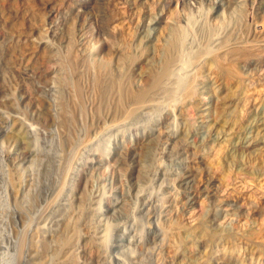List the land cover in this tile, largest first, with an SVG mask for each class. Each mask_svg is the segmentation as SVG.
<instances>
[{"label": "rangeland", "instance_id": "rangeland-1", "mask_svg": "<svg viewBox=\"0 0 264 264\" xmlns=\"http://www.w3.org/2000/svg\"><path fill=\"white\" fill-rule=\"evenodd\" d=\"M178 30L188 63L172 98L162 80ZM42 40L64 73H50ZM104 66L115 93L100 105ZM27 94L68 121L31 118ZM0 97L24 122L2 124L33 169L35 213L51 228L80 214L77 264H264V0H0ZM1 223L4 264L16 239Z\"/></svg>", "mask_w": 264, "mask_h": 264}, {"label": "bare ground", "instance_id": "bare-ground-1", "mask_svg": "<svg viewBox=\"0 0 264 264\" xmlns=\"http://www.w3.org/2000/svg\"><path fill=\"white\" fill-rule=\"evenodd\" d=\"M178 31L179 32H177L176 37H175L176 38L175 39L176 43H175V47L173 49V56H172V59H170L171 62L169 60L170 63L167 64L168 66L166 67L165 75L163 76L164 79L162 80L163 77H161L162 85L165 82L166 83L168 82L167 85H170V88H171V89L168 88L166 91H164L165 94L167 93L168 96L170 95V96H172V98L176 96L177 91H178V89L180 87L183 88L182 84H184L183 82L185 81L184 80L185 77H183V75H182L183 74L182 71L184 69L183 65L188 63V61L186 60V57L188 59V55L186 56L184 51L182 50V45H184V43L187 42L186 40H184L185 39L184 37H185L186 34L183 33L182 30H178ZM45 42H46L45 40L44 41L42 40L41 43L45 47L49 48L48 50L51 52L53 60L56 61L57 65H58L50 73L51 74L52 73L53 74H57L58 72L64 73V69L62 68V67H64L63 66V64H64L63 60L59 56H55L53 49L48 47V44L45 43ZM83 61H84L83 63H82V61L78 62V68L81 71L80 78H82L85 75V72H87V71L89 72L91 70L90 69V67H91L90 63L86 64L88 60L85 62V58H84ZM186 61H187V63H186ZM76 63H77V61H76ZM185 66L186 65H184V67ZM98 73H99V79L97 81H98V86H99L100 93L102 94L100 100L98 101L99 104H100V102H103L104 99H105L104 101H106L108 99V97H110L111 95H113L115 93V92H112V90H111V86L114 84L115 80H114L113 76L111 75L110 69L108 67L104 66V68L100 69ZM140 78L143 80V82L146 83V85L153 84V83H151L152 80L150 79L152 77L149 78V76L146 77V76H144L142 74L140 76ZM166 83L164 84L165 86H166ZM182 88H181V91H182ZM67 90L69 92L72 91L71 88H69ZM43 91L44 92L48 91L50 95H55L56 94L55 93L56 87L53 86V85H48L47 87L43 88ZM119 93H121V92L119 91ZM32 96L30 94L26 95V101H28V103L32 105L31 108L33 109V112L29 115L31 118L37 120L38 122H40L42 124H47L48 122H51V123L52 122H56V123H58L59 120H61V118L64 119V120L68 119V117L65 114V112H61V118H60L59 112L50 109V107H48L49 105H47L45 103H43L41 105V102L38 101L35 98H32ZM9 100H10L9 98H4V97L1 98L0 97L1 104L3 103L4 107L6 105L4 103H7ZM99 104H98V106H100L101 104H104V103H101L100 105ZM10 106H13V104L11 102H10ZM15 107H14L13 110H16ZM102 107H103V105H102ZM10 108H13V107H10ZM19 111H21V110H19ZM6 112H9V111L6 110ZM6 112L4 110H2V108H0V221L1 222L6 221V223L9 222V224L11 225L12 231L9 234L10 237L7 238V242L10 240L12 235H13V238L16 239V241L12 242V243H14V246L16 247L15 248L13 246L16 249V255L12 256V258L10 257V259H12V260H8V261L9 262L13 261L14 264H77L76 261H78V260L77 259L74 260L75 256L74 257L71 256V253L69 254L67 249H69L68 247H70L74 243V241H73L74 239H75L74 245L76 244V241L79 240L77 238V237H79V236H77V234H79V233H77L78 231L76 232V230H75L76 228L74 229V226H75L74 223L76 222L77 219H81V218H78V217L75 218L76 217L75 215L80 216V214L78 215V214H75L74 212H71L72 210L69 207H68L69 209L65 208L66 210H65V212H63V217L62 218L60 217L61 219L59 220V226L57 225L58 227L54 228L51 225L52 226V228H51V227L46 226V225H49V223L46 224V222H48L47 219H45V220H47V221H45V220L42 219L43 217L40 216V213L38 214V212H37L38 215L35 213V211L32 208L33 206H31L33 204L32 203L33 194H35L34 190H33V187H35V186H33V183H35V182H33V178L30 175V174H32V170L33 169L31 170V173H28V174L26 173L27 171H25L24 168H23L24 167V164H23L24 162H22L23 166L20 163V161H24V160H20L21 158L23 159V156L22 157L19 156L18 151L14 150L15 148L14 149L11 148V143L9 145L8 142H10V140L7 141L8 134H9V133H7V127L5 129V126H3V124H2L3 121H5V122L7 121V123H11V125L13 123H17V124L20 125V124H23L24 122H22V120L19 118L20 116L19 117L16 116L18 111L16 112V114L14 113L15 115H12L13 113L11 114V112L10 113H6ZM22 114H23V112H22ZM23 120L26 121V119H23ZM29 123H28V125H29ZM5 125H8V124H5ZM11 125L9 124L8 126H11ZM28 125L27 126L24 125V127H26V129H27V128H29ZM32 125H31L30 128H32L34 126V125L33 126ZM20 127H21V125H20ZM34 128L36 129V127H34ZM34 128L31 129V130H34ZM109 128H111V127H109ZM10 129H11V127H10ZM24 131H25V129H24ZM153 136H156V134L155 135L153 134ZM63 137H65V135ZM65 138H67V137H65ZM148 139H150V138H148ZM6 142H7V144H6ZM33 143L37 144L35 142H33ZM31 144L32 143H30V144L28 143L27 145H24V147H23V145L21 146L22 148L26 147L25 148L26 151H23V152L25 154L27 153V155H29V156H31V152L33 154V150H34V153H36L38 151L36 149L37 146L35 145V147H34V144H32V145ZM33 148H35V149H33ZM103 151H105L104 153H106L105 149ZM20 153H21V151H20ZM97 153H99V152H97ZM104 153L102 152L100 154L101 156L97 155L98 156L97 157L98 160L103 159ZM25 154H23V155H25ZM102 154H103V156H102ZM95 155H96V153H95ZM36 157H37V155H36ZM24 158H25V156H24ZM31 158H32V156H31ZM43 158H45V157H43ZM28 160H31V159H28ZM69 160L71 161V159H69ZM104 162H105V160L102 163H104ZM29 169H31V167ZM38 173L36 172V174H38ZM69 175L67 174V176H69ZM117 177L121 178V177H119V175ZM63 178L65 180H67V182H69L68 179H66L65 177H63ZM63 180H62V183L64 185L67 182L64 180L65 181V183H64ZM85 186H83V187H85ZM61 187H63V186H61ZM61 190H62V188H59V191H61ZM63 190H64V188H63ZM62 192H64V191H62ZM59 195H61V194H59ZM98 202L100 203L99 200H98ZM96 207L98 208L99 205L96 206ZM99 209H100V207H99ZM95 211H97V210H95ZM79 213L82 214L83 212L81 211ZM95 213H98V212H95ZM82 215H81V217H82ZM43 216H45L47 218L49 217V215L46 216V214H44ZM74 219H75V222L72 221ZM1 222H0V225L2 224ZM77 222H78V220H77ZM99 225H100V223H99ZM54 226H55V224H54ZM0 227H2V226H0ZM75 227H77V225ZM99 228H98L99 232L97 230H96L97 231L96 233L94 232L95 235L97 236V237L94 236V238L99 240V242H98L99 245H102V244L104 245L105 242H106L107 237L109 236V229L110 228L107 225H105V224H103L102 226H99ZM93 241H94V239H93ZM4 242H6V240L4 238V235L2 234V239H0V248L1 249L4 248V247H6V248L9 247L7 245V243L5 244ZM96 243H97V241H96ZM105 247L106 246L104 245V247L102 246L101 249H103V248L105 249ZM70 251H72V249ZM105 253L106 252L102 253V255H104ZM72 255H75V254H72ZM4 256H7V255H4ZM98 257H97V259H99ZM105 257H106V255H105ZM8 261L7 260L6 261L3 260L2 262H5L4 264L13 263V262L9 263ZM97 261H99V260H97ZM80 264H82V263H80Z\"/></svg>", "mask_w": 264, "mask_h": 264}]
</instances>
